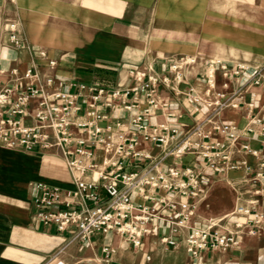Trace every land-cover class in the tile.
<instances>
[{"label":"crops","instance_id":"crops-1","mask_svg":"<svg viewBox=\"0 0 264 264\" xmlns=\"http://www.w3.org/2000/svg\"><path fill=\"white\" fill-rule=\"evenodd\" d=\"M36 2L40 13L20 18L19 46L10 44L4 30L0 69L7 73L14 69L21 75L32 66L41 74H52L61 91L76 95L80 109L71 114L73 124L89 120L85 112L90 107L98 116L94 119L97 126L120 120L127 123L143 108V100L125 109L124 106L134 104L131 95L112 100L110 93L132 86L131 70L150 66L158 74L165 72L169 58L189 55L203 62L219 59L229 64H245L250 70L243 73L241 80H246L254 68L264 67V0ZM50 11L60 13L50 20ZM66 12L73 15V19L62 15ZM41 52L43 57L39 55ZM48 60L55 61L52 69L47 68ZM201 71L202 63L187 75L186 82L174 86L176 92L161 87L160 96L167 106L153 111L149 125L165 126L170 135L168 142L161 145L140 140L137 149L148 159L144 162L122 159L124 173L158 162L159 171L165 173L174 167L183 181H187L186 169L197 175L201 199L194 216L180 230L175 248L161 241L169 233L167 218L174 215L166 205L170 201H184L185 197L162 189L155 191L151 205L158 207V219L147 224L150 231L142 239L140 248H133L116 233L95 234L90 240L80 242L73 229L60 232L54 225H43L35 217L34 199L40 194L38 185L62 190L73 188L75 174L67 166L70 155L59 149L24 151L0 145V264H82L86 259L131 264L133 258L149 259L150 251L155 256L169 251L177 262L180 259L186 264H264V223L257 224L259 229L255 235H248L252 226L249 216L234 212L227 218L240 202L257 212L264 211V168L259 167L264 160V141L245 132L251 117L264 121V87L243 85V100L238 107H228L209 119L205 106L190 104L185 99L188 85L198 91L203 89L196 77ZM7 73L0 77V87L10 79ZM220 82L218 77V89ZM100 89L102 93L95 100ZM107 102L111 105L107 106ZM250 103L253 108L248 107ZM215 123L235 126L239 132L237 140L232 142L213 131ZM23 125L31 127L34 121L26 118ZM173 129L176 133L171 135L169 130ZM71 130L93 153L90 161L82 159L84 165H94L83 179L90 181L114 170L103 162L109 159L114 163L118 157L106 155L82 129L72 127ZM213 143L232 161H244L249 170L244 166L229 170L219 158L201 156L204 147ZM243 143L258 150L259 155L253 157L241 150ZM74 149L72 145L68 151ZM213 164L223 167V172H215ZM132 199L134 203L140 202L134 195ZM160 200L165 205L159 203ZM136 213L133 210V214ZM237 222L242 224L240 228L235 226ZM207 227L221 233H234L237 245L225 250L205 249L191 256L186 251L185 236L189 229ZM104 247L110 252H103Z\"/></svg>","mask_w":264,"mask_h":264},{"label":"built area","instance_id":"built-area-1","mask_svg":"<svg viewBox=\"0 0 264 264\" xmlns=\"http://www.w3.org/2000/svg\"><path fill=\"white\" fill-rule=\"evenodd\" d=\"M6 31L10 44L19 46L21 39L16 24L9 23ZM39 55L43 57L44 53ZM167 61L168 66L161 74L154 72L150 66L130 71L132 86L122 91L113 90L110 97L113 100L131 95L134 104L124 106L125 109L134 107L140 99L144 106L127 123L120 120L103 127L94 123L98 116L91 107L85 112L89 120L73 124L71 114L80 109L76 95L61 91L52 74H41L32 66L27 67L21 75L14 69L8 73L0 69V77L6 73L10 76L8 82L0 87V145L24 151L59 149L71 157L67 166L75 174L72 189L38 185L40 194L35 197L34 205L35 217L39 222L54 225L60 232L73 229L80 242L90 240L95 234L116 233L137 249L144 236L149 234L147 224L158 219V207L151 203L155 199V191L162 189L186 198L179 202L170 201L166 205L174 215L167 218L169 233L161 241L172 248L177 246L180 230L194 216L201 199L197 190V175L186 169L187 181H183L179 170L174 167L168 168L165 173L159 171L158 162L124 173L122 159L138 162L148 159L146 154L137 149L140 140L161 145L168 142L170 135L166 133L168 129L165 126L149 125L153 111L167 106L160 96L161 87L176 92L174 86L186 82L187 75L202 63V71L196 73V77L200 79L203 89L198 91L194 86L188 85L185 99L190 104L205 106L211 119L228 107H238L243 100V85L264 87V67L254 68L246 80H241L243 73L250 70L244 64H229L219 59L203 62L189 55L169 58ZM54 66L55 61L48 60L47 68L52 69ZM218 77L221 80L220 89L217 86ZM97 92L95 100L102 90ZM106 105L110 106L111 103L107 102ZM248 107L253 108V104H248ZM26 118H31L34 125L24 126L23 120ZM72 127L82 129L106 155L119 158L114 163L109 159L103 162L113 167V171L107 175L99 174L90 181L83 179L94 165H84L82 159L90 161L93 153L85 147L86 142L82 138L74 136ZM127 130L129 134L126 133ZM160 131L165 133L160 135ZM169 131L171 135L176 133L175 129ZM213 131L220 132L232 142L239 137L238 129L231 124L215 123ZM245 132L264 141V121L259 117H251ZM72 145H75V149L69 152L68 148ZM240 149L253 157L259 155L258 150L249 148L246 143L241 144ZM210 150L211 153L208 152ZM201 156L219 158L229 170H235L239 166L249 170L244 161L234 162L227 153L217 149L216 143L205 146ZM211 167L215 172H223V167H214V164ZM259 167L264 168V160ZM257 176L262 178L260 174ZM133 195L140 202L134 203ZM159 203L165 205L162 200ZM133 210L137 213L133 214ZM234 212L250 217L249 223L252 226L248 235H255L256 229H259L257 224L264 223V211L257 212L248 205L236 206ZM241 225L240 222L235 224L237 228ZM184 242L186 251L191 256H196L205 249L225 250L238 243L234 233L217 232L211 227L189 229ZM102 251L110 252L108 247H104Z\"/></svg>","mask_w":264,"mask_h":264},{"label":"rangeland","instance_id":"rangeland-1","mask_svg":"<svg viewBox=\"0 0 264 264\" xmlns=\"http://www.w3.org/2000/svg\"><path fill=\"white\" fill-rule=\"evenodd\" d=\"M38 0H0V42L3 41L4 36L3 32L6 29L7 25L14 21L17 27V30L20 33L21 30V21L20 18L27 16L28 14L37 15L40 12H37L39 3ZM76 0H71V3L74 4ZM60 12L50 11L49 18L56 19L57 14ZM66 19H73V15H69L66 12L62 14ZM62 17V18H64ZM153 18V17H152ZM151 18V19H152ZM6 24V25H5ZM57 29V25L54 27ZM245 65V64H244ZM243 205V203H237L236 206ZM235 206V207H236ZM234 210L229 212L227 218L233 216ZM170 247V246H169ZM151 252V257L149 259H136L131 260V264H186L185 261L181 262L180 259H175V256L169 251H161L157 256L154 255L153 251ZM82 264H106V260H97V259H86Z\"/></svg>","mask_w":264,"mask_h":264}]
</instances>
